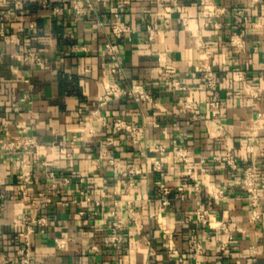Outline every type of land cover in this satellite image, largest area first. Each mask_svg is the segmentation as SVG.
Listing matches in <instances>:
<instances>
[{"label": "clouds", "instance_id": "1", "mask_svg": "<svg viewBox=\"0 0 264 264\" xmlns=\"http://www.w3.org/2000/svg\"><path fill=\"white\" fill-rule=\"evenodd\" d=\"M224 260L264 264V0H0V264Z\"/></svg>", "mask_w": 264, "mask_h": 264}, {"label": "crops", "instance_id": "2", "mask_svg": "<svg viewBox=\"0 0 264 264\" xmlns=\"http://www.w3.org/2000/svg\"><path fill=\"white\" fill-rule=\"evenodd\" d=\"M61 50L63 51V46H61ZM65 55L84 56L86 54L83 53V52L76 53V52L68 51V52L65 53ZM126 58H130V54H126ZM14 182H18V180H15ZM75 183H76V181L73 182V185H75ZM55 199H57V200L63 199V194H57V196L55 197ZM77 199H79V197H77ZM49 211L54 212L55 211V208L50 207L49 208ZM70 215H71V207L69 206V208L65 210V215L62 216V217H60V218L61 219H67L68 216H70ZM85 219H87V217H85ZM192 264H195V261H193ZM223 264H229V261L228 260H224Z\"/></svg>", "mask_w": 264, "mask_h": 264}]
</instances>
